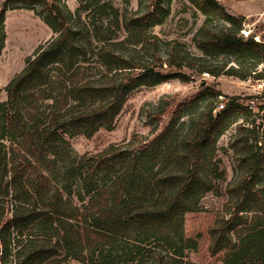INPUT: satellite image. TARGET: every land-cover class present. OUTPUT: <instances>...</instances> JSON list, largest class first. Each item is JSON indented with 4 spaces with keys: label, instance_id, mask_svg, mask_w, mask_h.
Listing matches in <instances>:
<instances>
[{
    "label": "trees",
    "instance_id": "obj_1",
    "mask_svg": "<svg viewBox=\"0 0 264 264\" xmlns=\"http://www.w3.org/2000/svg\"><path fill=\"white\" fill-rule=\"evenodd\" d=\"M0 1V52L8 7L34 9L53 34L25 58L0 102L2 261L13 248V264H62L69 257L86 264H115L120 258L128 264H264V187L256 184L264 174V127L260 152L244 148L236 160L244 167L235 196L215 210L202 204L225 180V169L213 158L215 138L231 116L247 113L235 99L216 110L211 99L220 94L203 88L183 104L195 113L184 140L168 126L156 128L150 139L135 135L97 153L69 151L74 136L113 130L133 91L174 77L157 69L159 39L140 24L157 7L139 19L124 18L125 37L112 41L97 37L99 27L82 20L97 4L98 16L110 13L118 24L117 11L105 1L79 0L74 14L62 0ZM188 1L206 16L204 23L219 17L225 24L197 41L205 56L229 50L263 66L248 74L225 64L194 71L264 79V45L237 36L243 18L228 15L215 0ZM121 46L151 52L143 61L125 56ZM205 98L210 100L198 106ZM145 116L155 118L153 111ZM32 229L42 238L23 240Z\"/></svg>",
    "mask_w": 264,
    "mask_h": 264
},
{
    "label": "rangeland",
    "instance_id": "obj_2",
    "mask_svg": "<svg viewBox=\"0 0 264 264\" xmlns=\"http://www.w3.org/2000/svg\"><path fill=\"white\" fill-rule=\"evenodd\" d=\"M104 1L117 11L118 24H115L110 13L105 18L98 16L95 12L97 4L91 5L90 11L82 13V20L89 28L91 25L99 27L97 37L109 38L112 41L123 40L125 37L122 23L124 18L139 19L147 11H153L157 7L155 16L147 17L140 24L148 33L159 39L155 50L159 57L157 69L173 74L174 77L154 87H140L133 91L116 117L113 130L99 129L89 138L83 135L72 137L69 140L70 153L73 156L97 153L110 144L127 143L135 135L150 139L157 134L154 131L156 128L160 131L168 126L173 127L178 132V137L184 140L195 125V113L192 108H181V106L200 94L203 88L216 91L220 95L211 99L213 107L218 108L220 102L226 105L235 99L247 109L246 116L233 115L229 118L213 144V158L219 159L220 167L225 169V180L219 183L216 192H211L203 198L202 204L207 210L219 208L223 200L235 196L232 189L244 167L238 165L236 160L243 156V149L260 152L259 141L264 127V98L257 81L252 78L241 80L233 76H214L194 70L204 65L218 68L225 64L226 68L231 67L248 74L252 70L262 69L263 66L255 58H245L229 50L205 56L198 49L197 41L205 37L207 31L219 32L225 24L219 17L214 19L211 17L207 23H204L206 16L188 0H101L100 2ZM234 1L232 3L231 0H215L228 15L235 18L242 17V24L254 22V30L262 29L264 18L255 14L262 11L264 0ZM62 5L68 12L74 14L79 0H62ZM3 25L6 38L0 52V102L5 100V85L21 71L25 58L31 56L39 45L53 36L37 11L20 5L7 8L3 15ZM237 36L240 37V33ZM121 52L125 56L132 54L145 61L151 51L148 47L139 50V47L135 49L121 46ZM178 75L185 76L186 79L177 77ZM209 100V98L203 99L198 106L204 107ZM167 101L171 103L166 108L164 104ZM147 111H153L155 118H147L145 116ZM256 184L264 187V174L256 178ZM3 205L6 206V203ZM29 207L30 202L23 206V208ZM9 217L10 213H7L5 219ZM37 234V229L28 230L22 234V238L23 240L41 239L42 237ZM10 244L14 246L15 241L12 240ZM13 254L12 248L11 255L5 262L0 256V264H13ZM62 264L86 263L69 257ZM115 264L128 263L120 258ZM141 264L148 263L142 261Z\"/></svg>",
    "mask_w": 264,
    "mask_h": 264
},
{
    "label": "built area",
    "instance_id": "obj_3",
    "mask_svg": "<svg viewBox=\"0 0 264 264\" xmlns=\"http://www.w3.org/2000/svg\"><path fill=\"white\" fill-rule=\"evenodd\" d=\"M253 26H254V22L243 23L242 28L239 31L240 35L244 39L251 38L254 42L264 45V27L262 29H259V28L256 29L255 28V30H254ZM256 81L258 83V87L260 89V92L262 94H264V79L256 80ZM223 107H224V104L222 102H220L218 104V108H216V110H221V109H223ZM0 255H1V252H0Z\"/></svg>",
    "mask_w": 264,
    "mask_h": 264
},
{
    "label": "crops",
    "instance_id": "obj_4",
    "mask_svg": "<svg viewBox=\"0 0 264 264\" xmlns=\"http://www.w3.org/2000/svg\"><path fill=\"white\" fill-rule=\"evenodd\" d=\"M231 1H233L232 3L235 2L234 0H231ZM239 15H241V16H245L244 14H239ZM255 15L260 16V18H264V7H263V9H262L261 12L256 13ZM262 23H263V24H262V28H263V27H264V21H263Z\"/></svg>",
    "mask_w": 264,
    "mask_h": 264
}]
</instances>
